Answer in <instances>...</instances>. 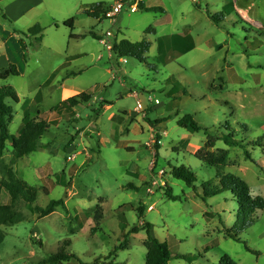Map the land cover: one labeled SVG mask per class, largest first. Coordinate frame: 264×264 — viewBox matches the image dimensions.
Instances as JSON below:
<instances>
[{
	"label": "rangeland",
	"instance_id": "1",
	"mask_svg": "<svg viewBox=\"0 0 264 264\" xmlns=\"http://www.w3.org/2000/svg\"><path fill=\"white\" fill-rule=\"evenodd\" d=\"M5 2L0 0V38L20 72L0 80L19 96L17 103L5 99L13 108L8 130L18 134L25 112L51 124L35 151L14 161L7 142L0 158V180L12 167L37 193L34 202L16 204L23 220L3 227L0 264H46L40 262L66 239V251L78 264H144V230L114 248L145 222L152 236L168 244V264H219L224 255L236 264H264V209L236 239L227 236L236 205L227 192L202 197L201 182L217 172L194 155L210 142L204 128L219 136L229 132L227 124L234 126L255 161L220 140L206 147L207 157L225 153L222 173L241 177L253 195L264 198V139L261 146L251 143L264 137V0H126L115 22L82 10L99 2L111 7L116 0H43L13 22ZM139 2L143 8L130 12ZM71 17L69 29L64 22ZM35 24L42 27L39 43L22 33ZM107 31L111 43L114 37L148 40L144 60L106 50L101 39ZM172 34H189L194 48L174 57ZM175 83L186 94L170 92ZM79 92L92 98L70 111L59 107L63 97ZM185 114L203 129L179 126ZM181 164L197 175L196 188L171 175V167ZM168 188L179 200L167 197ZM59 198L65 207L44 217L33 210ZM2 201H8L5 191ZM96 205L103 214L99 222Z\"/></svg>",
	"mask_w": 264,
	"mask_h": 264
},
{
	"label": "trees",
	"instance_id": "2",
	"mask_svg": "<svg viewBox=\"0 0 264 264\" xmlns=\"http://www.w3.org/2000/svg\"><path fill=\"white\" fill-rule=\"evenodd\" d=\"M138 7L143 8V4L139 2ZM199 6V5H197ZM109 10V7L103 2L92 4L91 6L84 8L82 13L86 14L89 17L102 20L107 19L106 12ZM148 10V9H146ZM149 10H154L150 8ZM207 16L213 21L216 22V15L212 14L211 11H206ZM74 18L71 17L64 22V25L69 29L73 28ZM23 35L33 36L35 41L39 43L42 39V27L39 24H35L32 27L28 28L26 32H22ZM70 38H75V36L70 33ZM168 40L171 45V49L174 57L179 56L191 49L194 48L195 43L193 38L189 35H180L172 34L168 37ZM19 43L22 45L21 41ZM150 48V42L146 39L141 41L131 42L127 39H117L114 37L112 39V53L117 58H127L133 57L139 61L144 60L146 53ZM20 72L14 63H9L7 66L0 68V80H5L10 75H19ZM175 88L180 90V93L186 94V89L182 87L181 84L175 83L172 87V91H175ZM6 98H10L12 101L17 103L19 101V96L16 91L10 85H1L0 86V158L3 155V152L6 148L7 142H10V145L13 149V160L19 159L29 153L35 151L39 142L44 133H46L50 128V121L44 120L37 113L36 116H29L28 112L24 113L22 124L19 127L18 134L13 135L8 130V124L13 119V108L11 105H8L5 102ZM92 95L87 92H79L75 95L67 97L62 100L59 104V107L66 108V111H70L74 107L79 105L86 104L90 101ZM69 114V113H68ZM177 115V114H176ZM177 124L181 127L187 128L193 132H198L202 130L197 121L194 119L193 115L185 114L180 117L177 121ZM228 133H221L219 136H215L207 128H204L205 133L210 138L208 144L203 148H200L195 152V157L200 160L203 164L209 167H213L217 175L211 179L204 180L201 182L202 197L208 198L217 195H221L225 192L229 193L232 201L236 205V214H235V224L233 229H226L225 233L231 238H237V235L245 231L250 225H252L256 220V214L258 211L264 209V198L259 195H253L250 191V187L245 180L241 177L232 174L226 173L223 174L222 170L226 163L225 153L221 154L216 159H208L209 150L206 149L214 143V140L223 141L228 146H239L243 149L246 159L255 161L248 149V144L242 137L237 135V132L234 130V126L227 124ZM246 131L245 125L242 127ZM215 136V137H214ZM158 137V136H157ZM264 139L263 136L253 138L251 143L254 146H261L260 143ZM251 145V144H250ZM158 147V146H156ZM204 153L205 155H203ZM171 175L183 181L186 186L196 188L195 182L198 180L195 172L188 166L184 164L171 167ZM219 178L218 181L215 179ZM133 188L132 184L128 185ZM45 192H49V188H44ZM166 190V195L172 200H179V196L169 192L170 189ZM5 191L8 196V201H2V192ZM36 189L29 185L24 180L17 177L16 172L12 167H9L6 170L5 177L0 180V243L4 239V230L3 227L8 225L17 224L23 220V214L16 209V204L23 200L26 202H34L36 199ZM65 207V202L62 198L50 200L44 207L35 205L33 210L37 213L38 217H44L52 213L57 206ZM98 213L94 215L95 219L98 222L102 218V209L99 205H96L92 208L93 213ZM143 206L140 203V206L137 208L138 215L140 216L143 213ZM207 213V212H206ZM152 225L149 222H145L144 227L135 226L131 230L123 235L124 239L120 244L114 248V251L119 248H123L127 243V236L130 233H137L141 230L146 232V238L144 245L146 247V253L144 257V264H168V261L172 257V253L168 247V244L165 241H160L158 238L152 236L150 233ZM70 244L68 239L64 240L61 245L58 247L57 251L49 255L47 258H44L40 263L46 264H65L69 260H74L70 264H78L80 261L79 258L66 251V246ZM248 248V247H247ZM249 249V248H248ZM175 257H186L181 254L175 255ZM69 264V263H68ZM219 264H236V262L228 255H224L220 258Z\"/></svg>",
	"mask_w": 264,
	"mask_h": 264
},
{
	"label": "crops",
	"instance_id": "3",
	"mask_svg": "<svg viewBox=\"0 0 264 264\" xmlns=\"http://www.w3.org/2000/svg\"><path fill=\"white\" fill-rule=\"evenodd\" d=\"M42 3L43 0H6L4 7L6 8L7 14H9L7 16H9L13 22L24 16L30 9L38 8ZM14 6H16L17 9H14ZM5 43L6 42H3L0 38V68L5 67L6 64L13 63L11 61L12 56H10L11 52ZM63 98L66 99L65 97Z\"/></svg>",
	"mask_w": 264,
	"mask_h": 264
},
{
	"label": "built area",
	"instance_id": "4",
	"mask_svg": "<svg viewBox=\"0 0 264 264\" xmlns=\"http://www.w3.org/2000/svg\"><path fill=\"white\" fill-rule=\"evenodd\" d=\"M126 0H116L113 6L109 7V10L106 12V17L110 19L111 21L115 22L116 17L123 9V6L125 5ZM137 10V3H132L129 6L130 12H135ZM112 35L111 31H107L105 34V38H102L101 41L104 43L106 50L112 49V43L110 42L109 38ZM125 60V59H124Z\"/></svg>",
	"mask_w": 264,
	"mask_h": 264
}]
</instances>
